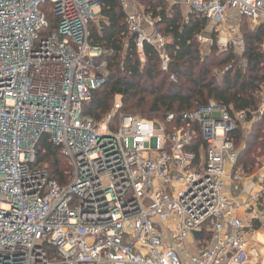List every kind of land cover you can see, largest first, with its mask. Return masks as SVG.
Instances as JSON below:
<instances>
[{"label": "built area", "instance_id": "obj_1", "mask_svg": "<svg viewBox=\"0 0 264 264\" xmlns=\"http://www.w3.org/2000/svg\"><path fill=\"white\" fill-rule=\"evenodd\" d=\"M44 1L0 0V264H246L253 228L236 216L225 185L239 189L242 174L226 164L236 161L231 132L247 112L210 100L163 122L121 115L112 129L117 96L103 120L83 115L105 79L102 49L89 41L101 3L47 0L57 24L42 35ZM169 2L186 9L184 22L190 13L206 19L211 34L197 39L221 50L240 46L242 18L264 26V0ZM120 4L140 61L149 45L166 71L169 38L156 19ZM229 11L238 19L228 29ZM263 110L264 89L249 114ZM42 135L67 159L66 185L36 164Z\"/></svg>", "mask_w": 264, "mask_h": 264}, {"label": "trees", "instance_id": "obj_2", "mask_svg": "<svg viewBox=\"0 0 264 264\" xmlns=\"http://www.w3.org/2000/svg\"><path fill=\"white\" fill-rule=\"evenodd\" d=\"M99 1L100 19L97 24H90L89 41L102 49V56L96 62H104L107 73L104 83L93 91L91 101L83 105V115L94 121L103 120L112 113L117 96L120 106L111 115L112 129L121 115L145 116L163 122L168 113L178 115L210 100L222 103L230 111H246V121L251 118L250 112L257 111L264 89V26L250 31L243 18L240 24L244 42L242 54H236L231 47L218 53L213 46L209 54L201 57L197 35L204 32L206 19L190 13L184 22L180 5L168 7V0H143L144 13L156 19V30L169 38L166 45L169 64L164 71L157 53L149 45H144V61H140L135 35L127 30L120 0ZM39 8L48 23L42 35H47L55 28L57 20L47 0ZM224 66L227 71L218 80L212 71ZM171 75L175 80L170 79ZM173 124H177V120ZM231 137L235 150L239 148L236 163L247 172L256 164V158L264 154V110L246 135L238 126ZM202 144L197 132L194 150L197 152ZM35 150L36 164L46 165L49 178L66 185L71 168L60 148L52 144L47 135H42Z\"/></svg>", "mask_w": 264, "mask_h": 264}, {"label": "crops", "instance_id": "obj_3", "mask_svg": "<svg viewBox=\"0 0 264 264\" xmlns=\"http://www.w3.org/2000/svg\"><path fill=\"white\" fill-rule=\"evenodd\" d=\"M237 13L229 11L227 14V28L229 29L238 19ZM243 19V18H242ZM247 22V28L250 31H255L258 25H253L249 21ZM241 24V22H240ZM240 32V28H239ZM240 46L234 50L236 54H242L244 48L243 37L240 32ZM211 48V47H210ZM264 48V38H263ZM259 116L251 115V118L245 121L241 127L250 128L252 123L256 121ZM237 159V151H236ZM226 172L234 173L240 172L242 179L239 184L238 190H233L229 183L225 185V192L231 198L233 203V210L236 216L244 223H250L253 228V232L249 238L248 254L249 259L246 264H264V231L261 228L262 222H264V154L256 158V164L249 171H244L240 164L236 161L233 165L231 163L226 164ZM206 236L208 234H205ZM199 239V233L193 232L187 238V244L193 250L192 243ZM193 252V251H192Z\"/></svg>", "mask_w": 264, "mask_h": 264}, {"label": "rangeland", "instance_id": "obj_4", "mask_svg": "<svg viewBox=\"0 0 264 264\" xmlns=\"http://www.w3.org/2000/svg\"><path fill=\"white\" fill-rule=\"evenodd\" d=\"M126 2H127V4H128V9L131 11V10H133V9H138V10H143V8H144V1L143 0H126ZM168 7H171V6H174V5H171L170 4V2H169V0H168ZM46 6V8H47V6L48 5H45ZM181 9H182V11H183V15L185 16L186 15V9L184 8V7H181ZM100 19V17H98V19L96 20V21H93V23L94 24H97ZM242 20V19H241ZM246 25H247V22H246ZM249 29V28H248ZM210 27L206 24V27H205V29H204V32L203 33H201V34H203V35H207V34H211L210 33ZM214 39H215V37H214ZM197 41H198V43H199V55L201 56V57H204L206 54H209V52H210V46H209V44H208V42H204V41H199L198 39H197ZM215 42V41H214ZM213 46L214 47H216L217 49H216V52H224V51H226V50H221V48L220 47H218V45H217V43L215 42L214 44H213ZM212 46V47H213ZM226 67L227 66H224V67H217V68H214L213 69V71H212V74H214V75H216L217 76V79L218 80H220V77L227 71L226 70ZM107 73V72H106ZM105 73V74H106ZM116 99L118 100V97H116ZM142 117H144L145 118V116H142ZM147 119H149V120H152V121H160V120H158V119H154V118H150V117H146ZM250 131V128H244L243 129V135H246L248 132ZM238 150H239V148L237 149V152H238ZM253 151L254 150H252L251 151V153H253Z\"/></svg>", "mask_w": 264, "mask_h": 264}]
</instances>
